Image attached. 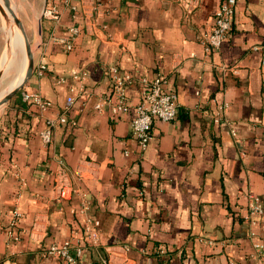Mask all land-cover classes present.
I'll return each mask as SVG.
<instances>
[{"label": "crops", "instance_id": "crops-1", "mask_svg": "<svg viewBox=\"0 0 264 264\" xmlns=\"http://www.w3.org/2000/svg\"><path fill=\"white\" fill-rule=\"evenodd\" d=\"M225 1L100 0L89 17L49 0L59 21L44 10L29 16L37 49L23 91L50 106L19 94L0 116V264H65L45 250L67 241L83 250L77 264H264V214L246 219L250 194L264 209V0H239L222 47L209 53L202 38ZM112 67L134 78L133 106L144 78L162 75L177 96V118L156 120L144 150L132 135L134 110L96 109L115 101ZM62 180L72 193L59 200Z\"/></svg>", "mask_w": 264, "mask_h": 264}, {"label": "built area", "instance_id": "built-area-1", "mask_svg": "<svg viewBox=\"0 0 264 264\" xmlns=\"http://www.w3.org/2000/svg\"><path fill=\"white\" fill-rule=\"evenodd\" d=\"M99 1L100 0H63V3L67 7L71 8V10L75 13H78V11L82 9L86 13V16L92 17L93 12H95L98 8ZM180 1L186 4L188 0ZM238 1L239 0H226L217 11L213 30L202 38V42L207 52L211 53L218 51L222 47L224 40L232 28V18ZM43 17L59 21L62 17V13L57 5H51L45 7ZM79 31V28L76 26L70 29L71 38L66 41L67 50H73L75 38L79 34ZM46 69L47 60L42 57L36 70L43 72ZM72 75L74 78L84 77L81 72L77 71H74ZM109 75L111 78V86L114 92L115 101H99L96 104V109L103 110L106 107L105 105L109 104V107H111L112 112L115 115L134 110L135 115L131 120L132 135L138 140L140 148L144 150L148 147L150 141L152 140V130L156 120L171 122L177 118L179 113L177 96L175 93L167 92L164 89L165 82L162 75H159L154 80L144 78L141 80V84H143L141 98L139 102L133 106L129 100L127 89L128 86L133 83L134 78L129 74H122L116 67L110 68ZM22 98L25 102H33L41 110L50 106V102L44 99L39 93L22 91ZM68 102L72 104L74 102V98H69ZM221 119L222 116H218L217 121ZM55 126L56 122L49 120L47 128L41 131L40 136L44 145L47 146L52 142L53 130ZM232 133L235 134L233 130ZM59 166L62 171H65L66 167L62 163ZM56 188L59 200L69 197L72 193L71 186L65 184L63 180L56 184ZM263 214L264 209L260 199L257 196L250 194L246 219L251 221L252 217L257 215L261 216ZM12 215L13 220L11 226L15 227L17 225L16 222L18 221V218L21 217V214L15 207ZM251 223L256 224V221L252 220ZM85 232L86 238L92 246L96 247L99 245V236L96 226L93 223H88L85 226ZM9 233L10 236L14 235L13 230ZM114 245L119 246L120 244L114 242ZM262 247V244H256V248L259 251ZM124 248L127 249L126 246H124ZM45 252L50 256H59L63 259L65 264H77L83 250L80 247L73 249L72 242L67 241L63 244L53 243L45 250ZM102 264H113V262L104 258ZM121 264L129 263L126 261Z\"/></svg>", "mask_w": 264, "mask_h": 264}, {"label": "bare ground", "instance_id": "bare-ground-1", "mask_svg": "<svg viewBox=\"0 0 264 264\" xmlns=\"http://www.w3.org/2000/svg\"><path fill=\"white\" fill-rule=\"evenodd\" d=\"M10 8L18 14V11L14 9L16 8L15 0H0V17L4 20V23H6V27L8 28V31L6 30L8 39L5 50V61L6 63H9V65L7 64L2 67L0 72V106L2 105L1 101L15 91L25 80L29 64L22 31L15 22ZM18 53H21L23 56L20 61L21 63L16 64Z\"/></svg>", "mask_w": 264, "mask_h": 264}, {"label": "rangeland", "instance_id": "rangeland-1", "mask_svg": "<svg viewBox=\"0 0 264 264\" xmlns=\"http://www.w3.org/2000/svg\"><path fill=\"white\" fill-rule=\"evenodd\" d=\"M48 1L49 0H15L16 8H14V9L18 11V15L24 24L26 34H27L28 39L31 43V48H32L33 54H35L37 47L34 46L32 40L30 38L29 32H28L29 27H27V26H29L28 23H30L29 22V16L37 15L39 17V14L41 13V11L44 10V8L49 5ZM22 17L24 18V20ZM37 22L39 24L40 20L38 19ZM6 30L8 31V28L6 27V23H4V20H2L0 17V72H1L2 67L6 66L7 64L9 65V63H6V61H5V54H6L5 50L7 47V39H8ZM17 56H18V58H17L16 64H19V63H21L20 61H21L23 55L21 53H18ZM17 70H18V68H17ZM34 70H35V60H34ZM16 75H17V72H16ZM22 91H23V89H22ZM22 91L20 92L21 95H22ZM11 101H13V98L9 102L0 106V116L3 115V111L8 110L9 104L11 103Z\"/></svg>", "mask_w": 264, "mask_h": 264}, {"label": "water", "instance_id": "water-1", "mask_svg": "<svg viewBox=\"0 0 264 264\" xmlns=\"http://www.w3.org/2000/svg\"><path fill=\"white\" fill-rule=\"evenodd\" d=\"M10 11L14 17L15 22L18 24V26L20 27V29L22 31V35L24 37V42L26 44V50H27V54H28V58H29V64H28V71H27V74H26L27 76H26L25 80L22 82L21 85H19L16 88L15 91H13L9 96L5 97L1 101L2 105L9 102L12 98H14L17 94H19L22 91V89L24 88V86L26 85V83L31 78V76L34 72V54H33L32 48H31V43H30L28 36L26 34L24 24H23V22H22V20L18 14H16L11 8H10Z\"/></svg>", "mask_w": 264, "mask_h": 264}, {"label": "trees", "instance_id": "trees-1", "mask_svg": "<svg viewBox=\"0 0 264 264\" xmlns=\"http://www.w3.org/2000/svg\"><path fill=\"white\" fill-rule=\"evenodd\" d=\"M19 94H20V93H19ZM19 94H17V95H18L17 97H19V96H20ZM30 103H31V105H32V103H33V102H30Z\"/></svg>", "mask_w": 264, "mask_h": 264}]
</instances>
